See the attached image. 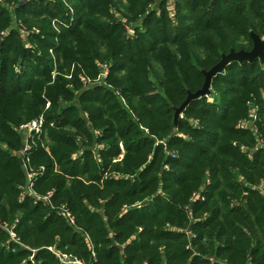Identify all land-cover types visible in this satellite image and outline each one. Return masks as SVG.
<instances>
[{"label": "trees", "instance_id": "16d2710c", "mask_svg": "<svg viewBox=\"0 0 264 264\" xmlns=\"http://www.w3.org/2000/svg\"><path fill=\"white\" fill-rule=\"evenodd\" d=\"M0 27V264H264V63L174 123L264 0H0Z\"/></svg>", "mask_w": 264, "mask_h": 264}, {"label": "water", "instance_id": "95a60500", "mask_svg": "<svg viewBox=\"0 0 264 264\" xmlns=\"http://www.w3.org/2000/svg\"><path fill=\"white\" fill-rule=\"evenodd\" d=\"M249 35L252 41L251 51L234 52L233 50H231L228 55H222V60L216 66H214L210 71L208 72L201 71V73L204 76V83L202 85V88L193 94L188 92L185 101L178 108H174V123H176L177 119L181 116L186 106L191 101L210 96L211 93L210 84L212 78H214L218 73H221L224 70V67L230 61H234V60L239 62H242L243 60L252 61L253 59L258 58L262 64L264 63V39L260 38L258 35H256L253 32H250ZM19 162L22 164V159H19Z\"/></svg>", "mask_w": 264, "mask_h": 264}, {"label": "built area", "instance_id": "2783aa9c", "mask_svg": "<svg viewBox=\"0 0 264 264\" xmlns=\"http://www.w3.org/2000/svg\"><path fill=\"white\" fill-rule=\"evenodd\" d=\"M170 4V6H171V3H169ZM41 121H39V123H40ZM39 123L38 122H33V123H31V125H29V126H27L26 127V129H28L29 131H32V130H37V127L39 126ZM59 258H61V259H63V260H65V259H67V257L66 256H58Z\"/></svg>", "mask_w": 264, "mask_h": 264}, {"label": "rangeland", "instance_id": "374dc122", "mask_svg": "<svg viewBox=\"0 0 264 264\" xmlns=\"http://www.w3.org/2000/svg\"><path fill=\"white\" fill-rule=\"evenodd\" d=\"M159 1L160 0H155V2H157V3H159ZM9 24V22H7L4 26H7ZM2 27H0V29H1ZM19 31H22L20 28H19ZM0 34L1 35H4L5 34V30H3V33H2V31L0 32ZM22 34H24V32H22ZM26 38V37H25ZM25 41H26V39H25ZM28 43V42H27ZM14 72H19L18 70H16V71H14ZM210 102H211V100H209Z\"/></svg>", "mask_w": 264, "mask_h": 264}]
</instances>
